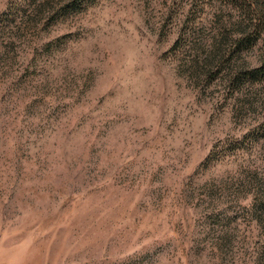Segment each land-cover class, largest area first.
<instances>
[{"label":"rangeland","instance_id":"374dc122","mask_svg":"<svg viewBox=\"0 0 264 264\" xmlns=\"http://www.w3.org/2000/svg\"><path fill=\"white\" fill-rule=\"evenodd\" d=\"M264 0H0V264H264Z\"/></svg>","mask_w":264,"mask_h":264},{"label":"trees","instance_id":"16d2710c","mask_svg":"<svg viewBox=\"0 0 264 264\" xmlns=\"http://www.w3.org/2000/svg\"><path fill=\"white\" fill-rule=\"evenodd\" d=\"M263 71H264V65H262L261 67L256 68L254 71H252L251 75L253 77H256V75L262 74Z\"/></svg>","mask_w":264,"mask_h":264}]
</instances>
